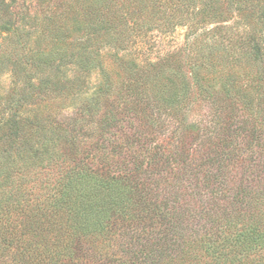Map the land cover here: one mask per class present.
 <instances>
[{"label":"trees","instance_id":"16d2710c","mask_svg":"<svg viewBox=\"0 0 264 264\" xmlns=\"http://www.w3.org/2000/svg\"><path fill=\"white\" fill-rule=\"evenodd\" d=\"M40 14L0 109V264H264V0Z\"/></svg>","mask_w":264,"mask_h":264},{"label":"rangeland","instance_id":"374dc122","mask_svg":"<svg viewBox=\"0 0 264 264\" xmlns=\"http://www.w3.org/2000/svg\"><path fill=\"white\" fill-rule=\"evenodd\" d=\"M58 1L0 0V109L8 103L9 96H12L11 92L15 86L16 79L15 69L18 65L17 60L23 54L18 43L16 28L29 25L36 13L44 14L46 8L52 4H57ZM43 14H40L39 17ZM183 34L184 30L178 29L171 36L170 43L173 45L176 42H182ZM3 153L0 148V164L4 160Z\"/></svg>","mask_w":264,"mask_h":264}]
</instances>
